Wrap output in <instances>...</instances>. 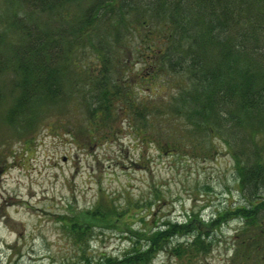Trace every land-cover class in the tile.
Returning a JSON list of instances; mask_svg holds the SVG:
<instances>
[{
    "label": "rangeland",
    "instance_id": "obj_1",
    "mask_svg": "<svg viewBox=\"0 0 264 264\" xmlns=\"http://www.w3.org/2000/svg\"><path fill=\"white\" fill-rule=\"evenodd\" d=\"M137 28L125 39V54L113 60L111 72L120 85L126 80L128 95L120 96L109 128L92 127L74 100L45 109L33 131H18L3 120L13 95L10 76H2L0 264H85L81 248L93 262L102 255L122 259L135 243L148 251L144 264H253L241 244L251 229L230 211L242 199L233 150L217 132L196 135L177 112L188 75L161 67L154 76L164 63L148 65L152 50L144 48L157 43V35L148 38ZM80 63L85 76L94 77L98 61L90 56ZM133 97L145 117L134 115ZM110 201L120 209L118 218L86 217L87 209ZM218 212L221 225L210 227ZM64 216L89 222L85 245L74 242ZM167 220L188 221L177 223L189 232L175 231L153 252L148 235ZM202 239L204 252L191 249Z\"/></svg>",
    "mask_w": 264,
    "mask_h": 264
},
{
    "label": "trees",
    "instance_id": "obj_2",
    "mask_svg": "<svg viewBox=\"0 0 264 264\" xmlns=\"http://www.w3.org/2000/svg\"><path fill=\"white\" fill-rule=\"evenodd\" d=\"M137 25L148 38L158 36L144 48L152 50L148 65H165L155 67L154 76L161 67L188 75L177 112L196 135L217 132L231 146L242 199L230 211L251 229L243 253L258 251L264 242V0H0V91L2 76H10L13 95L3 120L30 132L45 109L76 100L92 127H107L120 96L128 95L126 80L120 85L111 72L113 60L125 54V39ZM90 56L98 61L94 77L85 76L80 63ZM135 99L128 102L134 115ZM86 214L102 223L121 215L112 201ZM218 214L207 221L210 227L221 225ZM72 217L64 216V227L85 245L89 222ZM172 222L149 233L153 252L175 231L189 232L177 223L188 221ZM206 241H192L191 249L204 252ZM81 249L85 264H144L148 258L137 243L122 259L102 255L93 262Z\"/></svg>",
    "mask_w": 264,
    "mask_h": 264
},
{
    "label": "flooded vegetation",
    "instance_id": "obj_3",
    "mask_svg": "<svg viewBox=\"0 0 264 264\" xmlns=\"http://www.w3.org/2000/svg\"><path fill=\"white\" fill-rule=\"evenodd\" d=\"M250 254L248 256L254 257L253 264H264V242L262 243V248Z\"/></svg>",
    "mask_w": 264,
    "mask_h": 264
}]
</instances>
